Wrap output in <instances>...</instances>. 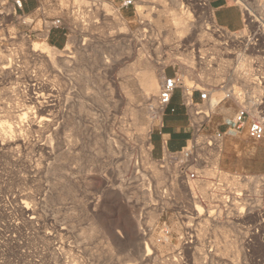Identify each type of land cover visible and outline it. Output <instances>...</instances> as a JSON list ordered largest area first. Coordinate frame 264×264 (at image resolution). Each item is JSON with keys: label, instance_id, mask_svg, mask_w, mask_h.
<instances>
[{"label": "rangeland", "instance_id": "1", "mask_svg": "<svg viewBox=\"0 0 264 264\" xmlns=\"http://www.w3.org/2000/svg\"><path fill=\"white\" fill-rule=\"evenodd\" d=\"M147 1L123 8L120 0L104 2L94 25L75 20L95 9L93 3L76 4L73 21L55 3L52 13L78 30L53 29L65 45H50L43 54L30 44L45 34L33 35L31 25L14 20L9 32L0 31V264H257L255 257L263 256L264 247L245 238L249 223L264 217V141L230 132L210 145L207 134L237 108L235 101L215 107L224 96L222 83L247 88L242 75L252 69L249 80L264 87V0H228L243 11L244 25L236 31L221 27L215 9L201 8L199 0ZM72 4L60 0L61 7ZM175 12L185 15L186 30L175 23ZM116 18L123 26L111 27ZM199 40L209 44L202 49ZM66 56L69 65L61 63ZM146 61L160 80L179 73L188 85L215 86L209 118L189 110L192 121H205L189 142V166L200 168L199 179L185 178L182 154H152L151 135L162 125L163 110L159 91L138 82ZM20 126L26 127L20 132ZM147 148L149 160L161 166L159 183ZM204 180L208 196L200 190ZM248 247L251 255L244 253Z\"/></svg>", "mask_w": 264, "mask_h": 264}, {"label": "built area", "instance_id": "2", "mask_svg": "<svg viewBox=\"0 0 264 264\" xmlns=\"http://www.w3.org/2000/svg\"><path fill=\"white\" fill-rule=\"evenodd\" d=\"M73 4L69 8L61 7L60 0H0V31L9 32L10 23L14 20L21 21L23 24L31 25L30 32L35 35L36 33L46 34V40L48 41L49 34L53 29H62L65 32H74L77 29V24H70L69 19H72L75 14L79 12V6H76L75 0H70ZM98 3L102 1H108L115 6L116 0H95ZM207 1L209 6L212 7L210 0H199L197 4L201 8L207 7ZM59 3L60 11L64 15H54L55 3ZM121 8L129 7L135 4V0H120ZM33 3L31 9H27L28 5ZM105 12V11H104ZM112 16V15H111ZM109 16V17H111ZM29 19V20H28ZM28 20V21H27ZM41 21V27L34 28L37 21ZM78 30V29H77ZM0 36L2 34L0 33ZM213 88H207L201 85L199 82H193L188 85L185 83L183 77L179 73L167 75L165 73L160 85L157 104L163 111L170 105L176 92L180 90V97L182 104L190 110L193 107L195 116L203 114L206 118H209L210 111L212 110V93L215 91ZM234 84L226 87V84L222 83L220 88H225L224 96L220 99L216 105L218 106L223 101H235L237 103L236 112L234 116L228 120V127L226 129H220L218 126L210 127L208 129L209 134L207 141L209 144L214 141L222 140L230 132L243 133L245 131L247 137L252 141L258 143L264 141V92L258 95H251L252 91L242 85L236 88ZM196 93H198L199 99L196 100ZM172 111L175 109L172 108ZM208 111V112H207ZM190 112V111H189ZM191 115V114H190ZM193 124V136L190 142L194 139L197 133L204 130L205 121L201 120L199 123L192 121ZM211 145V144H210ZM185 158V165L182 167V173L188 180H196L201 178L200 168L191 169L189 163L193 160L194 151L193 147L190 148L189 144L185 148H182L177 152ZM194 161H197L196 159ZM242 217V216H241ZM246 223H243V229L246 228ZM249 234L245 238L246 244H261L264 247V217L256 222L249 223ZM246 255H251L252 250L250 247L244 249ZM257 264H264V254L262 257H255Z\"/></svg>", "mask_w": 264, "mask_h": 264}, {"label": "crops", "instance_id": "3", "mask_svg": "<svg viewBox=\"0 0 264 264\" xmlns=\"http://www.w3.org/2000/svg\"><path fill=\"white\" fill-rule=\"evenodd\" d=\"M215 9L214 15L217 23L226 29L236 31L244 25L242 9L232 5L228 0H210ZM48 42L53 47H64L65 41L57 30L51 31ZM199 99L196 93V100ZM175 110L172 111L171 109ZM230 109V107H229ZM232 113L218 123L222 129L228 127V120L236 112V106L231 107ZM216 121V120H215ZM193 136V124L189 110L182 104L180 90H178L170 105L163 111V122L160 127L151 135L152 154L156 158L165 155L166 152H177L188 146Z\"/></svg>", "mask_w": 264, "mask_h": 264}, {"label": "bare ground", "instance_id": "4", "mask_svg": "<svg viewBox=\"0 0 264 264\" xmlns=\"http://www.w3.org/2000/svg\"><path fill=\"white\" fill-rule=\"evenodd\" d=\"M62 1H69V0H62ZM89 1V3H93V7H96L95 9H93V8H91L90 10H83L84 12L83 13H79V16L78 15H76V17H75V20L76 21H78V22H82L81 24H83L85 21H87V20H89L93 25H94V23H95V17L97 16V15H99V14H101V12H100V10L101 9H104L105 7H103L102 8V5H103V3L105 2H107V1H102L101 3H98L97 1H95V0H75V4H78V3H80V4H82V6H86L85 4H86V2H88ZM143 2H145V3H147L148 1L147 0H142ZM159 1H161V0H159ZM209 5V3H208V1H207V6ZM176 8V7H175ZM174 8V9H175ZM173 9V8H172ZM94 10V11H93ZM157 10V9H156ZM177 11V10H176ZM188 11V10H187ZM214 11V10H213ZM158 12V11H157ZM151 13V12H150ZM159 13V12H158ZM189 13V12H188ZM161 14V13H160ZM185 16V15H184ZM183 15H181L180 13H178V12H175V23L177 24V25H181V27H182V29L183 30H186L187 29V27H188V23L186 22V20H185V17H184ZM74 17V16H73ZM112 17V16H111ZM174 17V16H173ZM115 18V17H114ZM213 18V17H212ZM211 19V18H210ZM29 20V19H28ZM27 20V21H28ZM74 20V21H75ZM119 21H121V20H119V19H117L116 18V21L114 22L115 24H110L111 25V27H113V28H115V27H117V26H119V25H121V26H123L122 24H121V22H119ZM123 22L125 23V21L123 20ZM174 22V21H173ZM212 22V21H211ZM214 23V22H213ZM206 26V25H205ZM110 28V27H109ZM119 28V27H118ZM175 29H176V26H175ZM206 29H208V27H206ZM122 30V29H121ZM172 30V29H171ZM179 31V30H178ZM190 31V30H189ZM204 31V30H203ZM223 31H225V30H223ZM91 33V32H90ZM121 33V32H120ZM186 33V32H185ZM43 34V33H42ZM109 34V33H108ZM172 34V33H171ZM213 34V33H212ZM176 35V34H175ZM199 35V34H198ZM211 35V34H210ZM227 35H229V38H232V39H234V40H237L238 39V34H236V33H231V32H228L227 33ZM243 35H245V33H243ZM202 37H203V35H201ZM241 36V35H240ZM42 37V36H41ZM43 37H46V34H45V36H43ZM199 37H200V35H199ZM213 37V36H212ZM228 37V36H227ZM90 38H92V37H90ZM90 38H88V39H90ZM87 39V38H86ZM87 39V40H88ZM93 39H94V37H93ZM202 39V38H201ZM45 40V41H44ZM44 40H42L41 42H34V43H31L30 44V46H31V49H32V51H34V52H38V53H40V54H43V53H45L46 52V50H47V48L48 47H50V44H48L47 42H46V38H44ZM78 40V39H77ZM105 40V39H104ZM209 40V39H208ZM27 41V40H26ZM93 41V40H92ZM99 41V40H98ZM181 41V40H180ZM200 41V44H198L201 48L202 47H206V45H208L209 44V42L206 40V41H204V40H199ZM80 42V41H79ZM91 42V41H90ZM89 42V43H90ZM96 42V41H95ZM198 42V41H197ZM24 43V42H23ZM86 43V42H85ZM88 43V44H89ZM96 43H98V42H96ZM96 43H94V44H96ZM25 45V44H24ZM86 45H87V43H86ZM85 46V45H84ZM20 47H21V45H20ZM53 47V46H52ZM74 47V46H73ZM84 47L82 46H78L75 50H82ZM53 49H55V50H58V48H56V47H53ZM73 49V50H74ZM91 49V48H90ZM202 49H204V48H202ZM93 50V49H92ZM48 51V50H47ZM68 51V50H67ZM89 51V50H88ZM200 51V50H199ZM228 51V50H227ZM77 52V51H76ZM80 52V51H79ZM82 52V51H81ZM201 52V51H200ZM220 52V51H219ZM37 53V54H38ZM86 53H88V52H86ZM202 53V52H201ZM230 53H231V51H230ZM71 54V53H70ZM81 54V53H80ZM80 54H78L79 56H80ZM194 54V53H193ZM77 55V56H78ZM176 55V54H175ZM45 56V55H44ZM76 56V55H75ZM76 56V57H77ZM83 56H84V54H83ZM140 56V55H139ZM143 56V55H142ZM247 56V55H246ZM56 57V56H55ZM71 56H66L65 58H62V59H60L61 60V63L63 64V65H69L71 62H72V60L71 59H69ZM88 57V56H87ZM248 57H250V56H248ZM73 58V57H72ZM81 58V57H80ZM143 58V57H142ZM183 58V57H182ZM182 58H181V60H182ZM185 58V57H184ZM205 58V57H204ZM55 59V58H54ZM77 59V58H76ZM192 59V58H191ZM195 59V58H194ZM137 60V59H136ZM185 60L186 61H188L186 58H185ZM196 60V59H195ZM199 60V59H198ZM221 60V59H220ZM219 60V61H220ZM59 61V60H58ZM185 61V62H186ZM202 63L204 62L205 63V61L204 60H200ZM242 61V60H241ZM55 62V61H54ZM57 62V61H56ZM75 62V59L73 60V63ZM78 62V61H77ZM144 62V61H143ZM156 62V61H155ZM175 62V61H174ZM193 60H192V65H193ZM86 63V62H85ZM140 63H141V61H140ZM152 63V62H151ZM151 63H149V62H145V66L144 67H142L141 66V64H140V66L142 67V68H139V67H137V68H139V74H140V77L142 78L141 80H138V82H139V84H141L142 86H143V88L145 87L146 89H149V90H151L153 93H155L156 95L158 94V91H159V83H161V81L163 80V79H159V77H158V74H157V72H156V70H155V68H154V66L151 64ZM186 63H188V67H189V61L188 62H186ZM196 63V62H195ZM51 64V63H50ZM53 64V63H52ZM180 64H183V63H180ZM39 65V64H38ZM55 65H56V63H55ZM133 65V64H132ZM137 65H139L138 63H137ZM156 65V64H155ZM184 66H185V64H183ZM195 65V64H194ZM200 65V64H199ZM204 66V65H203ZM221 66V65H220ZM52 67H53V65H52ZM56 67H58V66H56ZM60 67V66H59ZM182 67V66H181ZM190 67H191V65H190ZM208 67V66H207ZM64 68H66V67H64ZM157 68V67H156ZM206 68V67H205ZM209 68H212V66H209ZM10 69V68H9ZM69 69V68H68ZM135 69V67L133 68V70ZM185 69V68H184ZM214 69V68H213ZM192 70V69H191ZM208 70H211V69H208ZM208 70H206V71H208ZM59 71V70H58ZM73 71V70H72ZM80 71H82V70H80ZM86 71V70H85ZM186 71V70H185ZM189 71V70H188ZM213 71V70H212ZM69 72V71H68ZM135 72V71H134ZM133 72V73H134ZM183 72V71H182ZM132 73V74H133ZM10 74V73H9ZM135 74V73H134ZM225 74V73H224ZM253 74V71H252V69H248V71H247V73L246 74H244V75H242V78L244 79V84L246 85V87L247 88H249V90L250 91H252V92H254L255 90H257V89H259V90H261V88H263L264 89V87L262 86V84H261V81L259 80V81H257L256 83L255 82H251V80H249V76L250 75H252ZM82 75V74H81ZM162 75V74H161ZM215 75H217V74H215ZM221 75V74H220ZM219 76V75H218ZM224 76V75H223ZM230 77V76H229ZM239 77V76H238ZM213 78V77H212ZM223 78V77H222ZM131 79H132V77H131ZM219 79V78H218ZM220 80V79H219ZM262 82H264V77H263V81ZM120 84H122V83H120ZM254 84V85H253ZM123 86V85H122ZM127 86V85H126ZM138 86V85H137ZM146 89H144V90H146ZM140 90V89H139ZM145 92V91H144ZM143 92V93H144ZM223 92V91H222ZM151 94V93H150ZM152 96V95H151ZM134 98L136 97V96H133ZM133 98V99H134ZM219 98H221L222 99V97H220L219 96ZM135 100V99H134ZM138 100H140L139 98H138ZM141 101L143 102V103H146L147 101H149V97L147 96V94H145L144 96H142V99H141ZM154 102H155V100H154ZM156 102H157V99H156ZM136 103V102H135ZM137 103H139V102H137ZM139 106V105H138ZM157 107V106H156ZM81 110V109H80ZM137 110V109H136ZM136 110H134V109H129L128 111L129 112H131L132 114L133 113H135V112H133V111H136ZM14 120V119H13ZM150 121V120H149ZM148 122V121H147ZM12 123V122H11ZM14 123V122H13ZM138 123V122H137ZM149 125V127L151 128V124H148ZM147 125V126H148ZM146 126V125H145ZM26 127V126H25ZM25 127L23 126H20V127H18V131H22V130H24L25 129ZM153 128V127H152ZM145 130H146V128H145ZM42 131H43V129H42ZM151 131V130H150ZM1 135V134H0ZM19 136V138L21 137V134H19L18 135ZM146 136V135H145ZM2 137V136H1ZM17 137V136H16ZM14 138L12 141H18V137L17 138ZM143 137V136H142ZM25 138V137H24ZM199 138V137H198ZM144 139H145V137H144ZM4 140H6L7 141V137H5L4 136ZM200 140V139H199ZM5 145V144H4ZM7 146V145H6ZM11 146V145H10ZM109 146V145H108ZM48 147V146H47ZM147 147V146H146ZM150 148L148 149L147 148V154H146V160H148V162L151 164V171H152V174H153V177H155V178H157V183H159L160 182V178H161V170H160V168H161V166H159L158 164H156L155 162H152V161H150L149 160V155H150ZM110 151V150H109ZM69 152V151H68ZM128 165V164H127ZM129 167V166H128ZM137 167V166H136ZM149 167V168H150ZM136 172H137V170H136ZM207 173L208 174H211V170H207ZM183 176V175H182ZM221 176H222V178L226 181V179H229L230 181L229 182H231L233 185H238L239 183H240V179L239 178H237L236 176L235 177H227V176H224L223 174H221ZM150 178V177H149ZM148 178V179H149ZM151 180H153V179H151ZM188 180V179H187ZM189 181V180H188ZM194 181V180H193ZM222 181V180H221ZM224 181V182H225ZM228 181V180H227ZM248 181L250 182V179H248ZM252 181V180H251ZM245 183V182H244ZM161 184V183H160ZM183 184V183H182ZM195 184V183H194ZM190 184H189V182H188V184H187V186H189ZM185 186V185H184ZM197 187V186H196ZM190 188H191V186H190ZM198 189V188H197ZM187 190H188V187H187ZM191 190V189H190ZM200 190H201V193L204 195V196H208L209 195V192H210V190H209V183L208 182H206L205 180L203 181V182H201L200 183ZM194 191V190H193ZM157 192V191H156ZM193 193V192H192ZM145 196L147 197V195L145 194ZM195 197V196H194ZM223 199V198H222ZM234 202H233V204L235 205V206H237V197H234L233 199H232ZM199 211V210H198ZM93 234H94V232H92V233H90V236H93ZM147 255V254H146ZM53 256V255H52ZM145 256V255H144ZM143 256V257H144ZM141 258H142V256H140ZM147 257V256H146ZM55 258H57V256H55ZM144 259V258H143ZM146 260H147V258H146ZM134 264H135V262H134Z\"/></svg>", "mask_w": 264, "mask_h": 264}]
</instances>
